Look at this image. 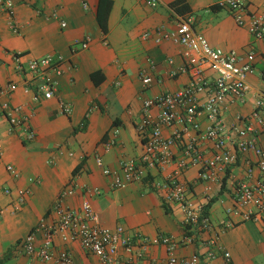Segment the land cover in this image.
Masks as SVG:
<instances>
[{
  "label": "crops",
  "instance_id": "crops-1",
  "mask_svg": "<svg viewBox=\"0 0 264 264\" xmlns=\"http://www.w3.org/2000/svg\"><path fill=\"white\" fill-rule=\"evenodd\" d=\"M7 1L0 0V103L5 99L1 88L10 81L19 83L11 100L33 113L31 126L36 136L26 140L22 129L11 131L9 122L0 120V259L7 257L1 264H50L20 253L17 244L41 219L54 222L60 218L57 200L71 184L77 185L76 192L64 201V206L81 205L85 195L80 186L98 187L101 193L92 195L90 200L101 223L112 228L121 224L133 237L135 251L122 249L120 264L129 259L134 264H167V246L155 243L160 234L177 242V255L200 254L201 264H223L220 253L214 259L206 258L212 237H217L231 252L234 264H264V219L244 220L226 212L233 205L237 179L249 178L248 160H256L253 151L240 156L219 182L198 180L196 166L184 173V178L194 184L193 199L197 203L206 204L207 196L216 198L208 210L212 227L193 231L191 241L185 239L183 209L176 203H165L164 188L155 185L163 175L114 188L113 177L106 176L97 162L100 155L104 166L118 170L123 159L140 156L144 150L138 130L143 100L182 89L190 80L188 73L171 76L185 62L182 46L172 41L157 43L153 38L144 39L145 31H153L160 25L174 29L179 16L189 14L194 18L196 30L212 45L235 49L242 55L255 52L254 71L248 76L251 89L246 99L228 97L223 105L222 120L232 138L237 136L232 124L249 115L257 99L264 96V40L238 25L230 9L220 5L222 0H183L179 7L173 5L178 0H159L156 6L147 0H113L107 32L96 18L99 0H10L14 5L9 9L2 4ZM246 1L251 11L264 4V0ZM63 22L67 25L63 26ZM87 37L92 41L82 48L80 42ZM60 54L69 58L73 67L60 77L53 98L34 101L33 92L25 93L22 87L24 81L15 56L26 63L33 57ZM142 71L152 77L151 85L143 83ZM206 73L213 74L210 69ZM60 100L70 103V114L61 111ZM158 112L155 107L153 113ZM201 120L208 124L205 117ZM182 128L181 123L164 127L163 134L170 136ZM194 134L189 129L188 135ZM110 139H115L116 144L107 150L104 143ZM259 143L264 149V133L260 134ZM181 144L173 146L177 154L181 153ZM202 151L209 156L215 147L211 142L203 143ZM9 164L16 167L19 177L11 174ZM259 174L255 168L250 180L255 181ZM30 177L38 180L30 182ZM207 187L211 188L208 193ZM8 188L11 193L6 192ZM19 188L29 189L21 206L16 202ZM228 218L234 226L223 230ZM36 238L41 243L43 234L38 232ZM144 238L149 245L143 256L138 257L135 252L140 250V239ZM55 249L68 250L75 264L98 263V257L85 251L79 242H65L60 235L55 238Z\"/></svg>",
  "mask_w": 264,
  "mask_h": 264
},
{
  "label": "built area",
  "instance_id": "built-area-1",
  "mask_svg": "<svg viewBox=\"0 0 264 264\" xmlns=\"http://www.w3.org/2000/svg\"><path fill=\"white\" fill-rule=\"evenodd\" d=\"M151 6H156L159 0H147ZM7 9L12 8L13 1L2 3ZM220 5L227 7L233 13L238 25L248 28L257 39L264 40V4L259 10L251 11L246 0H222ZM87 8L88 4L84 2ZM63 26L67 24L62 23ZM144 39L153 38L155 42L172 41L182 46V55L185 62L171 72V76L178 73H188L190 80L182 89L165 91L157 96L146 98L142 104V119L138 130L144 141V150L138 157L123 159L120 169L113 170L104 166L102 157L97 156V162L102 167L106 176H112L111 183L114 188H122L135 181L163 175L161 181L155 185L164 188L163 201L167 204L176 203L184 211L183 226L187 231L207 230L212 227V221L205 212V204L197 203L194 199V184L184 178V173L191 167H198V180L219 182L222 174L230 166L239 161L240 156L248 155L253 151L256 155L254 162L248 160L247 179H237L233 189V205L226 212L230 215H240L244 220L264 219V149L259 143L260 134L264 133V96H260L253 111L239 117L232 129L237 133L235 138L229 137L222 120L223 105L230 97L232 100L244 101L251 85L248 76L254 71L255 52L246 55L240 54L235 49L225 50L214 46L207 37L197 31L192 15H181L174 29H167L160 25L153 31L148 30L142 34ZM91 37L80 42L82 48H87ZM17 70L23 78L25 93L33 92L32 99L39 101L41 98L51 99L59 88L60 77L67 68L73 67L69 58L60 54L53 56L33 57L26 63L16 55ZM212 75H207V70ZM264 75V69H263ZM145 85H151L152 77L145 71L141 73ZM20 87L16 81H10L1 88V95L5 99L0 103V120L9 122L10 130L22 129L26 140H33L36 136L31 126L33 113L25 111L21 104L14 103L11 98ZM61 111L65 114L72 112L70 103L60 100ZM159 108L155 115L153 109ZM205 117L208 124L204 125L201 118ZM177 123L183 124L182 129H177L170 136L163 134L164 127H171ZM83 127V125H81ZM189 129L195 134L188 135ZM188 136V137H187ZM185 138V140H184ZM184 140V141H183ZM115 139L108 140L105 148L108 150L116 143ZM211 142L215 151L207 156L202 151V144ZM181 144V153L177 154L173 146ZM232 146V148H231ZM1 154V148H0ZM174 168L172 170L169 167ZM8 170L15 177L20 173L14 165H8ZM260 171L259 177L251 181L254 169ZM38 179L30 177V182ZM77 185L71 184L63 189L57 200L60 208V218L49 222L41 219L36 227L17 244V251L40 262L50 264H75L72 254L66 250L55 249V238L60 235L63 241H77L81 247L98 257L97 264H120V251L134 252L136 243L125 227L121 224L115 227L104 226L100 216L91 203L92 195H99L100 188L88 185L80 186L85 195L78 208L64 206V201L75 194ZM211 188L207 187V193ZM7 193L12 190L8 188ZM29 193L27 188L17 189V204L21 206ZM211 197L207 196L209 201ZM234 226L231 219L223 224V230ZM41 232L43 238L37 243V233ZM186 240L191 241L193 236L186 235ZM149 240L140 239V250L135 252L138 257L143 256ZM155 243L167 246V264H201L200 254L179 256L176 254L177 242L170 236L160 234ZM208 245L210 249L206 258L214 259L221 254L223 264H234L231 252L225 249L212 237ZM125 264H134L133 259Z\"/></svg>",
  "mask_w": 264,
  "mask_h": 264
},
{
  "label": "trees",
  "instance_id": "trees-1",
  "mask_svg": "<svg viewBox=\"0 0 264 264\" xmlns=\"http://www.w3.org/2000/svg\"><path fill=\"white\" fill-rule=\"evenodd\" d=\"M183 4V0H178L173 3L175 6H180ZM113 7V0H99L96 18L99 22V25L101 26L102 30L104 32L108 31V20L111 13V9ZM180 10V9H179ZM224 186V185H223ZM216 198H211L206 204H205V212L208 213V210L210 208V205L213 201H215ZM188 234H193V231H187ZM7 257H4L0 259V264L6 259Z\"/></svg>",
  "mask_w": 264,
  "mask_h": 264
},
{
  "label": "rangeland",
  "instance_id": "rangeland-1",
  "mask_svg": "<svg viewBox=\"0 0 264 264\" xmlns=\"http://www.w3.org/2000/svg\"><path fill=\"white\" fill-rule=\"evenodd\" d=\"M251 224V223H250Z\"/></svg>",
  "mask_w": 264,
  "mask_h": 264
}]
</instances>
